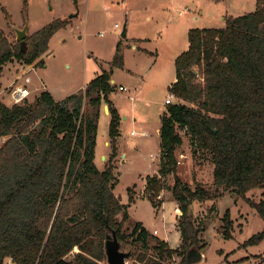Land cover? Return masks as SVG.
<instances>
[{"label": "trees", "instance_id": "1", "mask_svg": "<svg viewBox=\"0 0 264 264\" xmlns=\"http://www.w3.org/2000/svg\"><path fill=\"white\" fill-rule=\"evenodd\" d=\"M66 23L54 20L30 34L25 52L0 28V73L12 58L40 61L50 37ZM187 37L188 47L175 58L176 77L168 87L176 101L166 104L161 115L159 169L147 176L145 187L153 206L163 203L156 198L165 188L178 202L180 240L171 248L151 235V244L149 232L137 222L129 233L133 244L155 254L134 252L137 264H164L175 254L182 256L179 264H190L187 253L204 247L198 237L203 229L191 219L190 206L209 199L210 192L202 183H184L177 174L180 131L189 137L193 153L209 152L213 196L236 194L264 222V0L254 11L225 17L223 28H190ZM114 57L113 66L121 67V54ZM110 78L103 70L60 100L43 89L32 101L0 102V138L8 136L0 145V264L5 259L11 264H104L105 234L116 230L121 246L127 240L122 227L128 206L112 185L120 113L108 98ZM86 100L89 109L84 110ZM103 104L110 114L111 153L101 170L94 158ZM168 176L172 187L162 183ZM257 188L262 190L258 201L247 195ZM222 218L223 236L229 238V212ZM262 240L264 227L241 246ZM73 249L77 251L67 259Z\"/></svg>", "mask_w": 264, "mask_h": 264}, {"label": "rangeland", "instance_id": "2", "mask_svg": "<svg viewBox=\"0 0 264 264\" xmlns=\"http://www.w3.org/2000/svg\"><path fill=\"white\" fill-rule=\"evenodd\" d=\"M259 1L0 0V28L9 42L17 46L20 42L16 39L13 26L23 28L24 22L28 23L25 38L28 48L30 34L54 20L67 22L50 37L48 49L39 58L40 61L28 64L12 58L5 63L0 73V102L10 105L11 89L24 85L25 77L30 78L26 83L30 89L27 95L29 101L43 89L60 100L103 70L115 78L114 90L108 98L121 113L117 146L124 156L120 160L117 152L113 160L115 180L112 185L114 194L128 206V218L122 227L127 240L121 248L131 249L132 255L146 251L134 245L129 236L137 222L147 229L150 239L151 235L157 236L159 240L167 241L171 248L177 247L180 240L178 202L172 200L170 190L165 188L156 198L163 203L153 206L145 187L147 176L156 175L159 169L161 147L156 127L160 126L166 106L164 100L170 96L168 87L175 71L174 58L188 47V30L223 28L225 17L254 11ZM74 14L77 15L70 17ZM124 24L125 37L121 35ZM117 53L123 57L121 67L112 63ZM132 95L133 100L130 98ZM173 101H176L174 97ZM88 106L86 100L84 110L89 109ZM99 112L94 163L103 170L109 157L106 142L109 140L110 114L101 109ZM132 131L134 133L131 134ZM180 133L182 143L176 146L175 151L178 176L193 187L202 183L210 192L209 199L193 201L190 206L191 219L203 229L198 237L204 244L198 250L202 258L193 264H264V240L247 247L241 246L263 229V220L245 200L232 192L213 196L215 185L209 152L193 153L189 137L183 131ZM7 137L0 138V145ZM104 155L106 158L103 160ZM162 183L172 187V177L163 178ZM261 192L257 188L248 191L247 195L258 201ZM226 211L232 219L229 238L223 236L222 228V217ZM121 218L119 214L118 220ZM153 242L151 239L150 243ZM76 251L73 249L67 259ZM146 252L148 256H155L151 248ZM132 255L126 264L138 263ZM181 260L182 256L175 254L174 258L164 259L163 262L179 264ZM4 261V264H11L10 259ZM102 262L108 264L106 260Z\"/></svg>", "mask_w": 264, "mask_h": 264}, {"label": "water", "instance_id": "3", "mask_svg": "<svg viewBox=\"0 0 264 264\" xmlns=\"http://www.w3.org/2000/svg\"><path fill=\"white\" fill-rule=\"evenodd\" d=\"M76 15L77 14L70 15V17ZM24 23L25 25L23 26V28L13 26L16 39L20 42V48L22 52H25L27 50V43L25 42V38L27 36L28 23ZM121 35L123 37H125L126 35V24H124ZM105 110H107V106H105ZM104 253L107 258L108 264H126L127 260L132 254V250H123L121 248V241H119L117 238L116 230H111L108 231L104 237ZM186 256L190 264H193L194 262H197L202 258L201 253L195 249L189 251Z\"/></svg>", "mask_w": 264, "mask_h": 264}, {"label": "built area", "instance_id": "4", "mask_svg": "<svg viewBox=\"0 0 264 264\" xmlns=\"http://www.w3.org/2000/svg\"><path fill=\"white\" fill-rule=\"evenodd\" d=\"M118 25V24H116ZM30 78L25 77V82L24 85H16L14 86L10 93L9 96L11 97V102L12 103H20L23 100H25V98H27V95L30 92V89L28 86H26V83L29 81ZM123 89V88H122ZM174 95L172 93H170V96L168 98L165 99V104H170L172 102Z\"/></svg>", "mask_w": 264, "mask_h": 264}, {"label": "crops", "instance_id": "5", "mask_svg": "<svg viewBox=\"0 0 264 264\" xmlns=\"http://www.w3.org/2000/svg\"><path fill=\"white\" fill-rule=\"evenodd\" d=\"M177 57V56H176ZM175 57V58H176ZM175 58H174V60H175ZM111 76V75H110ZM175 77H176V74H175V71H174V75H173V78L171 79V81H170V84L175 80ZM109 82H110V84H112V86H113V90H114V86H115V78L113 77V76H111V78H110V80H109ZM86 84V83H85ZM85 84L84 85H82V86H79V88L77 89V90H75L74 92H76V91H78L80 88H82V87H84L85 86ZM170 84H169V86H170ZM168 87V86H167ZM119 88L120 89H124L125 90V87L124 86H122V85H119ZM122 89V90H123ZM135 90V89H134ZM133 93L136 95V93H135V91H133ZM109 94V93H108ZM130 98L133 100L134 98H133V95L132 96H130ZM166 99V98H165ZM113 102V101H112ZM164 102H165V100H164ZM163 104H165V103H163ZM105 106H107L106 104H103L102 106H101V110H105ZM113 106L114 107H116L115 105H114V102H113ZM117 108V107H116ZM105 112H107L108 114H109V112H108V109L107 110H105ZM120 115H121V113H120ZM126 117H124V119H125ZM134 119V121H135V117L133 118ZM120 122H121V119H120ZM159 127L160 126H158V127H156V129H157V131H158V134H159V132H160V129H159ZM132 133H134L133 131L131 132V134ZM142 135H147L146 133H142ZM107 137H108V135H107ZM107 137H106V140H107ZM109 138V137H108ZM117 144H118V142H117ZM96 146V145H95ZM106 153H107V155L109 156L110 155V153H111V149H110V146H109V140H108V142H106ZM117 148H118V146H117ZM118 152H119V156H120V160H122L121 158L124 156V153L122 152V151H120V148H118ZM96 153V152H95ZM104 158H106V156L104 155L103 157H102V159L104 160ZM104 166V165H103ZM157 173V172H156Z\"/></svg>", "mask_w": 264, "mask_h": 264}]
</instances>
